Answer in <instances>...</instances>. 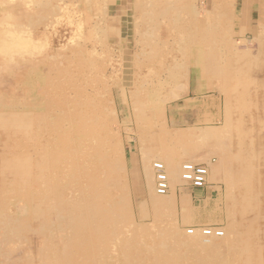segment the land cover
Listing matches in <instances>:
<instances>
[{
  "label": "rangeland",
  "instance_id": "rangeland-1",
  "mask_svg": "<svg viewBox=\"0 0 264 264\" xmlns=\"http://www.w3.org/2000/svg\"><path fill=\"white\" fill-rule=\"evenodd\" d=\"M0 15V264H264V0H0ZM153 161L168 206L149 201ZM189 161L207 182L180 200ZM197 226L222 230L194 231L218 258L187 255Z\"/></svg>",
  "mask_w": 264,
  "mask_h": 264
},
{
  "label": "built area",
  "instance_id": "built-area-1",
  "mask_svg": "<svg viewBox=\"0 0 264 264\" xmlns=\"http://www.w3.org/2000/svg\"><path fill=\"white\" fill-rule=\"evenodd\" d=\"M154 173V189L157 194L165 195L170 190V183L164 163L161 161H153ZM180 177L186 181L189 186L202 188L206 185L208 169L205 164L195 162H184L180 167ZM198 230L202 235L208 237H219L223 234L222 230L217 226H197L188 229L189 233Z\"/></svg>",
  "mask_w": 264,
  "mask_h": 264
},
{
  "label": "bare ground",
  "instance_id": "bare-ground-1",
  "mask_svg": "<svg viewBox=\"0 0 264 264\" xmlns=\"http://www.w3.org/2000/svg\"><path fill=\"white\" fill-rule=\"evenodd\" d=\"M196 11V10H195ZM1 12H3V11H1ZM198 13V12H197ZM1 16V15H0ZM242 27V26H241ZM243 28V27H242ZM1 30V29H0ZM241 30V29H240ZM242 32V31H241ZM11 37V36H10ZM243 39V38H242ZM19 41V40H18ZM251 41V40H250ZM21 42V41H20ZM24 42H25V40H24ZM10 43V44H9ZM3 44V43H2ZM9 44V45H8ZM12 44V46L14 45L12 42H8L6 45L4 44L3 46H10ZM259 44V43H258ZM18 45V44H17ZM261 45V44H260ZM1 46V45H0ZM11 46V47H12ZM22 46V45H21ZM32 46V45H31ZM2 47V46H1ZM5 49V48H4ZM7 49V48H6ZM8 49H11V48H9L8 47ZM8 49H7V51H8ZM12 50V49H11ZM7 53V52H6ZM12 53V52H11ZM206 135H208V134H213L212 132L210 133V132H204ZM205 135V136H206ZM210 136V135H209ZM209 136H207V137H209ZM246 145V144H245ZM233 146V145H232ZM260 146H262V145H260ZM230 147V146H229ZM234 147V146H233ZM248 150V149H247ZM229 152V151H228ZM227 152V153H228ZM174 156V155H173ZM176 158V157H175ZM249 160V159H248ZM175 161H176V159H175ZM230 161V160H229ZM247 161V160H246ZM245 161V162H246ZM152 162V161H151ZM222 162V161H221ZM175 163V162H174ZM234 165V164H233ZM220 166V165H219ZM28 169V168H27ZM223 169V168H222ZM231 169V168H230ZM29 170V169H28ZM241 172V171H240ZM246 172V171H245ZM27 173V172H26ZM222 175V174H221ZM230 176V174H228V177ZM236 177L238 178L239 176L238 175H236ZM241 177H245V175H242ZM248 179V178H247ZM244 186V185H243ZM151 191V190H150ZM83 194V193H82ZM160 194H157L156 192H155V189H154V191L152 190L151 191V195H150V197H149V201H150V203L152 204V206H153V208H159L160 206H162V205H166V206H168L169 204H170V202L169 201H164V200H162V197L163 196H159ZM233 198V197H232ZM229 199H231V198H229ZM239 201V200H238ZM23 206H24V204H23ZM22 205H21V207H23ZM28 207V206H27ZM33 207V206H32ZM142 207V206H141ZM60 208V207H59ZM231 209V208H230ZM25 210V209H24ZM21 211V210H20ZM231 213V212H230ZM233 213V212H232ZM114 214V213H113ZM231 215V214H230ZM115 216V215H114ZM232 216H234V215H232ZM232 218V217H231ZM230 219V218H229ZM234 221V220H233ZM232 221V222H233ZM236 226V225H235ZM244 228V227H243ZM256 229V228H255ZM231 230H233V229H231ZM177 231V230H176ZM179 232V231H178ZM234 232V231H233ZM233 232H231V233H233ZM166 234L167 235H169V236H171L172 237V235H173V232H166ZM193 235H195V237H192V238H188L187 240H185L184 241V243H186V244H188L189 245V247L187 248V250L188 251H186L187 252V255H188V253H190V254H195V255H205V258H207L206 256H208V257H210V256H212V257H216L217 255H218V251H219V247H220V243H219V241H217V242H213V241H211L210 242V244H207V245H204V244H202L203 243V241H205V240H202L203 238H200L199 236H200V234H198V233H195V232H193L192 233ZM229 234V233H228ZM226 236V235H225ZM232 236V235H231ZM85 237V236H84ZM235 237V236H234ZM226 238H227V236H226ZM231 238H233V237H231ZM209 239V238H208ZM218 239V238H217ZM228 240V239H227ZM226 240V241H227ZM183 241V240H182ZM206 242V241H205ZM224 244V243H223ZM222 244V245H223ZM226 247H227V250H230L231 252H233V251H236L235 252V254H234V256H232V259H238L239 258V260H242V259H244L245 258V256H247L246 255V252H247V250H245L243 247L241 248L240 246H239V243L235 240V239H229L228 240V242H226ZM181 248V247H180ZM221 248V247H220ZM224 248V247H223ZM261 249H262V247H261ZM221 251V250H220ZM261 251V250H260ZM224 254V253H223ZM59 255V254H58ZM143 255V254H142ZM180 255V254H179ZM198 255V256H199ZM245 255V256H244ZM198 256H196V257H198ZM190 257V256H189ZM188 257V258H189ZM236 257V258H235ZM180 258V257H179ZM184 258H185V256H184ZM216 258H218V257H216ZM181 259V258H180ZM187 259V258H186ZM192 259V258H191ZM197 259V258H196ZM195 259V260H196ZM209 259V258H208ZM55 261H57V260H55ZM58 261H60V260H58ZM218 263L219 264H224V262L226 261L225 259H223V257L222 258H218ZM228 261H230V260H228ZM61 262V261H60ZM240 262V261H239ZM64 263V262H63ZM68 263V262H67ZM217 263V264H218ZM57 264V263H56ZM62 264V263H61ZM64 264H66V263H64ZM201 264V263H200Z\"/></svg>",
  "mask_w": 264,
  "mask_h": 264
},
{
  "label": "crops",
  "instance_id": "crops-1",
  "mask_svg": "<svg viewBox=\"0 0 264 264\" xmlns=\"http://www.w3.org/2000/svg\"><path fill=\"white\" fill-rule=\"evenodd\" d=\"M210 112H212V111H210ZM181 114H182L181 115L182 119H185V120L188 119L187 121L191 122V123H193V122L196 123L195 120H199V119L204 117V112L202 110H196V109H193V110L186 109V110L181 111ZM181 185L182 184H180L179 186H181ZM183 186H184V184H183ZM183 186H181V187H183ZM183 188L186 191H183V190L179 191L180 187L174 186V193L176 194V196H178V199H180V200H182L187 195H190L191 197H193L194 195L198 196L200 194V191H202V189H203V187L202 188H195V187H191V186H187V187L185 186ZM181 193H184V195H181Z\"/></svg>",
  "mask_w": 264,
  "mask_h": 264
}]
</instances>
